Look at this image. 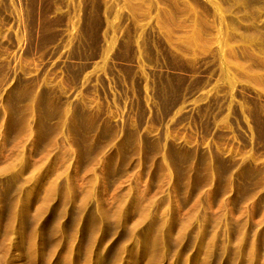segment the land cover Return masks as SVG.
I'll list each match as a JSON object with an SVG mask.
<instances>
[{
    "label": "rangeland",
    "instance_id": "rangeland-1",
    "mask_svg": "<svg viewBox=\"0 0 264 264\" xmlns=\"http://www.w3.org/2000/svg\"><path fill=\"white\" fill-rule=\"evenodd\" d=\"M0 264H264V0H0Z\"/></svg>",
    "mask_w": 264,
    "mask_h": 264
}]
</instances>
